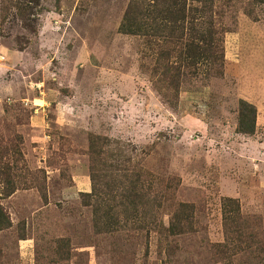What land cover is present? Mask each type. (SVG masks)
<instances>
[{"label": "rangeland", "instance_id": "374dc122", "mask_svg": "<svg viewBox=\"0 0 264 264\" xmlns=\"http://www.w3.org/2000/svg\"><path fill=\"white\" fill-rule=\"evenodd\" d=\"M11 2L0 0V173L16 161L20 189L1 201L13 226L0 232V264H264V6L236 0L223 76L183 87L170 107L150 48L118 32L129 0H42L34 34ZM240 100L257 108L251 136L237 132ZM90 134L139 162L145 193L149 183L155 193L171 187L175 203L195 206V231L178 238L173 259L158 232L121 228L123 215L95 234L80 195L92 191ZM227 198L240 205L230 241ZM165 205L167 223L176 205ZM226 244L231 258L218 254Z\"/></svg>", "mask_w": 264, "mask_h": 264}, {"label": "trees", "instance_id": "16d2710c", "mask_svg": "<svg viewBox=\"0 0 264 264\" xmlns=\"http://www.w3.org/2000/svg\"><path fill=\"white\" fill-rule=\"evenodd\" d=\"M41 1L12 0L11 6L6 9L16 10L15 19L20 18L24 27L34 34ZM244 4V9L255 8L264 6V0H245ZM238 13L236 0H129L118 32L138 37L145 48H150L152 57H155L151 76L156 91L166 104L177 107L183 87L206 84L212 78L223 76L225 51L222 43L224 36L235 26ZM6 20L7 16L3 15V21ZM256 123V106L240 100L237 132L251 136L256 132ZM88 149L92 191L80 195L84 206L92 209L95 234L111 232L112 225L120 222L118 218L123 215L125 219H121V228L131 229L135 225L147 234L158 232L165 240L167 258L173 259L178 250V245L174 246L178 238L195 231V206L175 203L174 195L170 193L173 189L169 191L171 187L166 193H155L153 185L149 183L150 190L145 193L141 180L148 177V172H142L139 162L134 165L132 155L119 142L114 146L107 137L90 134ZM10 151L7 149L6 154ZM14 164L16 161L12 164L6 161L0 173V232L13 226L10 214L1 201L10 198L20 189ZM110 177L117 179L106 181ZM168 202L176 206L165 223L160 220V215ZM111 207L115 208L117 216L110 215ZM239 210L238 201L230 198L224 200L223 225L229 241L238 234ZM21 236L22 240L27 239L26 234ZM67 247L66 241L59 242V254L65 251L62 248ZM234 250L226 244L218 254L231 258L235 254L231 251Z\"/></svg>", "mask_w": 264, "mask_h": 264}]
</instances>
